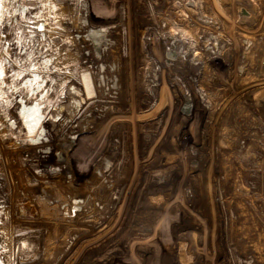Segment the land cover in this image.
Listing matches in <instances>:
<instances>
[{
    "label": "rangeland",
    "instance_id": "1",
    "mask_svg": "<svg viewBox=\"0 0 264 264\" xmlns=\"http://www.w3.org/2000/svg\"><path fill=\"white\" fill-rule=\"evenodd\" d=\"M263 49L264 0H0V264H264Z\"/></svg>",
    "mask_w": 264,
    "mask_h": 264
},
{
    "label": "bare ground",
    "instance_id": "2",
    "mask_svg": "<svg viewBox=\"0 0 264 264\" xmlns=\"http://www.w3.org/2000/svg\"><path fill=\"white\" fill-rule=\"evenodd\" d=\"M241 13H242V15H246V14L249 15L248 11H246V10H243ZM263 50H262V55H263ZM218 58L221 59V61H223L222 58H220V57H218ZM263 59H264V56H263ZM117 64H119V62ZM154 75L156 76V74H154ZM256 82H257L256 80H252L249 83L250 84H255ZM249 83H246V84H249ZM144 85H145V82L141 81L140 86L143 87ZM263 100H264V94H258V95L255 96V103L257 105H260ZM72 114L73 113L71 112V115ZM218 135H219V138H220L219 139V143H218L219 148H227V147H231L232 145H234V140L231 139V133H230L229 129H226V128L223 129L222 128V130L219 131ZM146 136H148V135H146ZM149 137H150V135H149ZM6 139H8L10 141V138L8 136L6 137ZM158 178L162 182L164 181L163 176H159ZM237 189L239 190V192H243L245 190L241 184H237Z\"/></svg>",
    "mask_w": 264,
    "mask_h": 264
},
{
    "label": "water",
    "instance_id": "3",
    "mask_svg": "<svg viewBox=\"0 0 264 264\" xmlns=\"http://www.w3.org/2000/svg\"><path fill=\"white\" fill-rule=\"evenodd\" d=\"M145 138H146V139H148V138H149V136H146ZM160 181H161V180H160Z\"/></svg>",
    "mask_w": 264,
    "mask_h": 264
},
{
    "label": "built area",
    "instance_id": "4",
    "mask_svg": "<svg viewBox=\"0 0 264 264\" xmlns=\"http://www.w3.org/2000/svg\"><path fill=\"white\" fill-rule=\"evenodd\" d=\"M263 56H264V50H263Z\"/></svg>",
    "mask_w": 264,
    "mask_h": 264
}]
</instances>
